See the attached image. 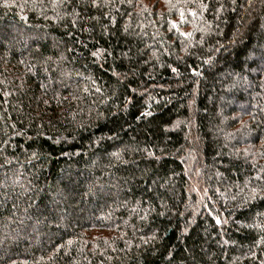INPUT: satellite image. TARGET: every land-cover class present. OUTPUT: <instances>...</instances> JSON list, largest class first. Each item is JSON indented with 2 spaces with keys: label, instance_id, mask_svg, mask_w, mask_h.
<instances>
[{
  "label": "trees",
  "instance_id": "trees-1",
  "mask_svg": "<svg viewBox=\"0 0 264 264\" xmlns=\"http://www.w3.org/2000/svg\"><path fill=\"white\" fill-rule=\"evenodd\" d=\"M0 264H264V0H0Z\"/></svg>",
  "mask_w": 264,
  "mask_h": 264
},
{
  "label": "snow or ice",
  "instance_id": "snow-or-ice-1",
  "mask_svg": "<svg viewBox=\"0 0 264 264\" xmlns=\"http://www.w3.org/2000/svg\"><path fill=\"white\" fill-rule=\"evenodd\" d=\"M217 223H219V221H217Z\"/></svg>",
  "mask_w": 264,
  "mask_h": 264
}]
</instances>
